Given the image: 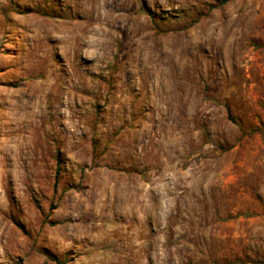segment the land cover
I'll list each match as a JSON object with an SVG mask.
<instances>
[{
	"label": "rangeland",
	"instance_id": "obj_1",
	"mask_svg": "<svg viewBox=\"0 0 264 264\" xmlns=\"http://www.w3.org/2000/svg\"><path fill=\"white\" fill-rule=\"evenodd\" d=\"M223 1L0 0V264H264V0Z\"/></svg>",
	"mask_w": 264,
	"mask_h": 264
},
{
	"label": "trees",
	"instance_id": "obj_2",
	"mask_svg": "<svg viewBox=\"0 0 264 264\" xmlns=\"http://www.w3.org/2000/svg\"><path fill=\"white\" fill-rule=\"evenodd\" d=\"M227 1H229V0H224L223 3H226ZM56 175H58V171H56ZM56 175H55V178H56ZM238 216L248 217L249 215L248 214H238L235 217H238ZM57 263H59V262H57Z\"/></svg>",
	"mask_w": 264,
	"mask_h": 264
}]
</instances>
